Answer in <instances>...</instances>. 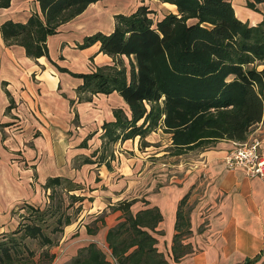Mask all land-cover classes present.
Listing matches in <instances>:
<instances>
[{
  "label": "trees",
  "instance_id": "1",
  "mask_svg": "<svg viewBox=\"0 0 264 264\" xmlns=\"http://www.w3.org/2000/svg\"><path fill=\"white\" fill-rule=\"evenodd\" d=\"M9 1L0 0V7ZM93 1L37 0L39 12L31 11L24 21L0 23L5 45H21L27 56L43 55L58 70L78 77V101L89 100L93 93L116 91L126 103V108H112V118L100 124L99 146L88 155H77L78 164L103 162L109 167L106 156H112L115 142L137 136L140 146L148 145L144 137L157 127L169 134L173 154L222 138H246L264 108V15L248 24L234 14L230 0H159L174 5V10L153 18L152 9L141 2L128 12L113 13L110 31L94 30L74 43L82 48L98 42L97 51L109 55L110 63L87 71L69 70L49 57L46 37ZM261 1L264 4V0H246V4L256 9L255 3ZM92 132L78 146H86ZM42 187L49 189L45 203L23 202L17 225L0 233V264L51 263L52 253L43 247L56 243L63 226L79 210L77 202L83 195L71 192L80 187L78 183L60 175L47 176ZM187 197L188 192L179 198L175 210L167 253L173 261L192 250L190 243L183 242L191 233ZM135 200L123 198L107 206L121 213L106 229L105 249L89 241L57 264L168 263L157 247L159 207L141 198L143 206L132 211ZM103 212L87 231L96 230L95 220H102ZM36 248L39 257L34 260Z\"/></svg>",
  "mask_w": 264,
  "mask_h": 264
},
{
  "label": "crops",
  "instance_id": "2",
  "mask_svg": "<svg viewBox=\"0 0 264 264\" xmlns=\"http://www.w3.org/2000/svg\"><path fill=\"white\" fill-rule=\"evenodd\" d=\"M106 1L90 2L80 13L60 23L57 32L47 35L48 55L58 65L87 71L111 62L109 55L97 51L98 42L82 48L74 44L98 28L87 11ZM141 2L124 0L129 9L123 12ZM230 2L234 14L248 24L259 22L264 15L262 1L255 3L256 9L248 7L246 0ZM160 3L174 8L170 3ZM31 11L39 12L37 0H10L8 6L0 7V23L5 19L24 21ZM79 81L67 71L58 70L43 55L33 58L21 45H5L0 36V233L17 225L20 204L45 203L49 189L44 190L42 184L47 176L70 178L80 185L71 192L83 195L77 202V215L63 226L51 250L56 253L50 264L68 259L89 241L105 249L106 229L121 213L107 206L119 199L136 198L134 194L129 196L131 184L126 182L134 162L146 156L154 134L161 131L159 127L150 131L144 137L149 144L144 146L139 145L137 136L115 142L112 156H106L109 167L103 162H74L77 155H88L99 146L100 124L112 118V108H126L116 91L93 93L89 100L78 101L75 86ZM87 132L92 134L86 146H78ZM251 136L259 138L258 148L264 155V108L246 138ZM232 146L231 139L216 140L199 150L192 163L183 165L179 178L171 176L169 185H162L154 195L145 190L143 198L156 204L162 213L156 226L161 230L157 247L165 253L166 264H264V175L249 176L241 167H225L222 158ZM186 192L191 233L183 242L190 243L192 250L173 261L167 253L175 231V210ZM142 206V200L136 199L130 209ZM102 210V220H95L96 230L87 231Z\"/></svg>",
  "mask_w": 264,
  "mask_h": 264
},
{
  "label": "rangeland",
  "instance_id": "3",
  "mask_svg": "<svg viewBox=\"0 0 264 264\" xmlns=\"http://www.w3.org/2000/svg\"><path fill=\"white\" fill-rule=\"evenodd\" d=\"M123 2L124 0H109L105 2L106 4L100 3L98 5V8L92 7L88 9L87 12L89 14V17H93V21L89 20L88 22L91 21L93 24L97 25L98 28H96L95 30L106 32L110 31L113 26V14H111V11L118 9L117 12H123V10L129 9L127 7L129 1L128 3ZM143 2L147 3L148 6L152 9L150 15L153 18L160 17L163 12L171 8L170 6L163 5L159 0H143ZM171 9L174 10V8ZM122 58L124 63L126 64V57L124 56ZM72 121L74 122V120ZM159 128L161 129V131L154 134L153 141L151 142L152 146H149L147 149L148 153L146 152V156L143 155L144 157L142 160L134 162L130 179L126 182L131 184L130 186L128 185L127 192L129 193V196H132L134 194L136 196V199L139 200H141V198H143V195H145L146 189H148L149 195H154L156 194L155 192H159L161 190L162 185H169L171 176L173 178H179L182 175L183 165L189 162L192 163V161L197 159L198 151L207 146H196L181 153L173 154V149L170 147L169 134L165 133L161 127ZM76 160L77 158L75 157L74 162H76ZM134 173L135 177H133ZM136 203L139 204V202ZM76 215L77 212L75 213L74 217ZM58 240L59 238L57 239L55 244L43 248L48 249L49 252H51L54 256L56 251L53 252L51 250L55 247ZM38 251L39 248H36V251L33 254L34 260L39 257Z\"/></svg>",
  "mask_w": 264,
  "mask_h": 264
},
{
  "label": "built area",
  "instance_id": "4",
  "mask_svg": "<svg viewBox=\"0 0 264 264\" xmlns=\"http://www.w3.org/2000/svg\"><path fill=\"white\" fill-rule=\"evenodd\" d=\"M259 138L251 136L242 141H233V146L224 154L225 167H241L249 176L264 175V155L259 151Z\"/></svg>",
  "mask_w": 264,
  "mask_h": 264
}]
</instances>
